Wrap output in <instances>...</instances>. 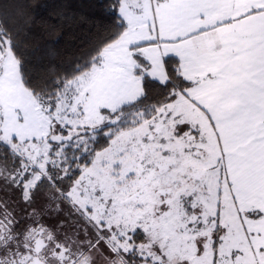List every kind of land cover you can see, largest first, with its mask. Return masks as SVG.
I'll return each instance as SVG.
<instances>
[{"label":"snow or ice","instance_id":"6c2138e0","mask_svg":"<svg viewBox=\"0 0 264 264\" xmlns=\"http://www.w3.org/2000/svg\"><path fill=\"white\" fill-rule=\"evenodd\" d=\"M91 7L0 0V264H264V0Z\"/></svg>","mask_w":264,"mask_h":264},{"label":"trees","instance_id":"16d2710c","mask_svg":"<svg viewBox=\"0 0 264 264\" xmlns=\"http://www.w3.org/2000/svg\"><path fill=\"white\" fill-rule=\"evenodd\" d=\"M26 11L34 18L31 27V43L42 55L43 50L53 46L61 60L78 55L89 46L98 31L102 30L105 21L99 11L91 5L97 0H22ZM70 3L73 10L83 19L78 20L71 29H58L56 32L47 31L49 21L54 19L56 6Z\"/></svg>","mask_w":264,"mask_h":264}]
</instances>
